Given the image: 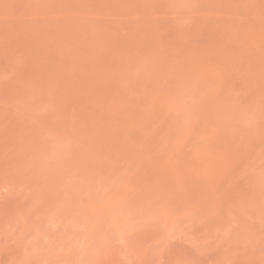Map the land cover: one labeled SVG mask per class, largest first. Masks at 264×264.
<instances>
[{"label":"rangeland","instance_id":"1","mask_svg":"<svg viewBox=\"0 0 264 264\" xmlns=\"http://www.w3.org/2000/svg\"><path fill=\"white\" fill-rule=\"evenodd\" d=\"M0 264H264V0H0Z\"/></svg>","mask_w":264,"mask_h":264}]
</instances>
